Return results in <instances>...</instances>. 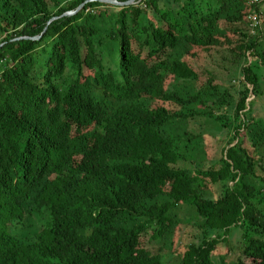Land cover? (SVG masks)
<instances>
[{"label":"trees","instance_id":"trees-1","mask_svg":"<svg viewBox=\"0 0 264 264\" xmlns=\"http://www.w3.org/2000/svg\"><path fill=\"white\" fill-rule=\"evenodd\" d=\"M0 45V264H264V3L0 0Z\"/></svg>","mask_w":264,"mask_h":264},{"label":"rangeland","instance_id":"rangeland-1","mask_svg":"<svg viewBox=\"0 0 264 264\" xmlns=\"http://www.w3.org/2000/svg\"><path fill=\"white\" fill-rule=\"evenodd\" d=\"M234 61L232 58H228L221 67L217 69V75L220 79L223 80V82L228 83L232 79H237V77L240 75L239 71L237 69V65L233 63ZM170 106V105H169ZM172 107V106H170ZM256 112L255 115L258 116H264V104L262 102H259L255 106ZM212 137V136H211ZM214 138V137H213ZM209 139V146H210V153L213 159L219 160L222 155V148L223 145L219 144V139ZM229 140L228 138H226ZM225 139V140H226ZM251 152L253 151V148L251 146L250 148ZM189 216V215H188ZM196 236L197 231L196 229L191 226L188 222L184 223V225L181 227L179 236H178V242L179 246L184 249H188V245H190L193 242H196ZM228 244H225L224 247H219L218 253L219 255L228 254V261H236L239 258V255L244 250V241H243V235L241 231H234L231 236L229 237ZM154 247L156 244H153Z\"/></svg>","mask_w":264,"mask_h":264},{"label":"water","instance_id":"water-1","mask_svg":"<svg viewBox=\"0 0 264 264\" xmlns=\"http://www.w3.org/2000/svg\"><path fill=\"white\" fill-rule=\"evenodd\" d=\"M99 1L102 2V3H105V4H112V5H116V6H122V5H131L136 0H129L128 2H125V3L118 2L117 0H99ZM82 7H84V4L82 6H80L77 11H79L80 9H82ZM77 11H75V12H67L63 16H71V15H74V14H76ZM55 19L56 18H53L50 22L54 21ZM46 30L47 29H45L43 33H45ZM25 38L26 39H30L28 37H25ZM40 38H41V36H37V37L32 38V40H39ZM2 46L3 45H0V49L2 48Z\"/></svg>","mask_w":264,"mask_h":264},{"label":"built area","instance_id":"built-area-1","mask_svg":"<svg viewBox=\"0 0 264 264\" xmlns=\"http://www.w3.org/2000/svg\"><path fill=\"white\" fill-rule=\"evenodd\" d=\"M246 1H248V3L250 5L264 3V0H246ZM249 19L253 23V25L258 24V22H259V19H258V16L257 15L250 16Z\"/></svg>","mask_w":264,"mask_h":264},{"label":"bare ground","instance_id":"bare-ground-1","mask_svg":"<svg viewBox=\"0 0 264 264\" xmlns=\"http://www.w3.org/2000/svg\"><path fill=\"white\" fill-rule=\"evenodd\" d=\"M260 5V4H259Z\"/></svg>","mask_w":264,"mask_h":264}]
</instances>
